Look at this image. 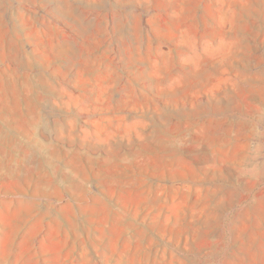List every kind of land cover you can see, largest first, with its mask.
Wrapping results in <instances>:
<instances>
[{
    "label": "rangeland",
    "instance_id": "rangeland-1",
    "mask_svg": "<svg viewBox=\"0 0 264 264\" xmlns=\"http://www.w3.org/2000/svg\"><path fill=\"white\" fill-rule=\"evenodd\" d=\"M0 264H264V0H0Z\"/></svg>",
    "mask_w": 264,
    "mask_h": 264
},
{
    "label": "bare ground",
    "instance_id": "bare-ground-1",
    "mask_svg": "<svg viewBox=\"0 0 264 264\" xmlns=\"http://www.w3.org/2000/svg\"><path fill=\"white\" fill-rule=\"evenodd\" d=\"M22 165V164H21ZM17 172V171H16Z\"/></svg>",
    "mask_w": 264,
    "mask_h": 264
}]
</instances>
